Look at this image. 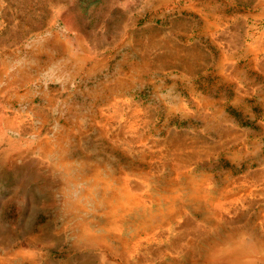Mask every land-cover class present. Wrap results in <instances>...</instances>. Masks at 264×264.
Masks as SVG:
<instances>
[{
	"label": "rangeland",
	"instance_id": "obj_1",
	"mask_svg": "<svg viewBox=\"0 0 264 264\" xmlns=\"http://www.w3.org/2000/svg\"><path fill=\"white\" fill-rule=\"evenodd\" d=\"M0 264H264V0H0Z\"/></svg>",
	"mask_w": 264,
	"mask_h": 264
}]
</instances>
